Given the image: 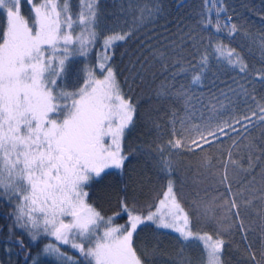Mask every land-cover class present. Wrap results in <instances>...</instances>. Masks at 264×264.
<instances>
[{"label": "snow or ice", "instance_id": "obj_1", "mask_svg": "<svg viewBox=\"0 0 264 264\" xmlns=\"http://www.w3.org/2000/svg\"><path fill=\"white\" fill-rule=\"evenodd\" d=\"M25 2L27 16L22 13ZM153 3L151 8L139 7L134 26H128L126 17L137 11L138 0H127V7L119 0L110 21L104 18L101 0H79L78 12L71 0H0V201H17L9 213V233L18 230L33 242L47 239L43 253L55 257L57 264H145L134 247V235L151 222L177 234L181 247L173 264H192L185 255L192 243L201 248V264H225L222 257L230 243L225 236L236 241L233 251L241 253L236 264H264V95L258 97L255 87L247 86L257 81L264 85V35L252 36L244 25L232 23V16L221 26L219 17L227 12L224 0H205L206 5H217L215 24L211 19L197 26L177 21L172 37L145 32L141 39L140 27L163 12L160 0ZM197 27H212L216 33L226 28L230 42L243 30L244 42L237 51L214 43L211 34L202 36ZM130 40L140 42L134 51L121 52L122 58L129 57L128 74L121 82L122 73L112 61L115 50ZM152 41L167 42L170 52ZM253 45L259 49V68L245 60V48L251 55ZM91 51L96 52V63L81 70L82 85L65 90L60 82L70 57H87ZM145 52L154 58L152 63ZM156 63L159 70L149 82ZM220 67L240 75L239 81L233 80L235 88L212 91ZM189 71L196 72L192 83L207 82V94L197 96L190 85L177 84V77ZM157 76L163 79L156 85V100L180 101L185 109L179 122L173 110L166 121L170 138L154 149V166L168 177L167 183L147 204L146 214L123 197L120 211L104 217L87 202L85 188L106 169L123 167L128 157L122 140L135 123L138 107L130 93L134 85L154 83ZM241 103L243 109L237 110ZM158 120L151 113L146 116L158 130L156 139L164 135ZM197 154L195 165H184L185 172L193 173L191 191L185 192L189 178L182 176L177 185L172 177L180 170V160L173 157ZM121 213L127 221L114 225ZM14 243L24 251L23 239ZM30 255L25 253L26 262Z\"/></svg>", "mask_w": 264, "mask_h": 264}, {"label": "trees", "instance_id": "obj_2", "mask_svg": "<svg viewBox=\"0 0 264 264\" xmlns=\"http://www.w3.org/2000/svg\"><path fill=\"white\" fill-rule=\"evenodd\" d=\"M71 4L78 9L75 0H72ZM145 4L150 8L154 7L153 0H138V4L136 5L137 11L126 17L128 26H134L132 25V21L139 15L138 8L143 7ZM160 4L163 12L155 18L153 23H148L140 27L137 35L141 39H143V33L145 32L148 35H158L167 32L168 36L172 37L173 33L176 32L177 21L182 26L184 24L197 26L208 19H211L213 24L217 20V5L215 3L206 5L205 0H160ZM224 5L227 8V12L221 13L219 17L221 26L224 25L227 16H232V23L244 25V29H247L252 36L258 38L264 35V0H224ZM100 6L105 20L110 21L112 19L110 14L117 11L119 0H117L116 4L113 3V0H101ZM124 6L127 7V0H125ZM75 7H73V10H75ZM22 11L25 15H29L30 9L26 2L22 4ZM124 19L125 17L121 16V20ZM3 24L4 17L0 16V29H2ZM153 28L155 32L149 31ZM227 30L225 28L221 33H216L212 27L204 31H200L197 27V31H200V34L206 38L211 34L214 37V43L222 42L228 47H235L237 51H240L238 44L244 42L242 40L243 30L241 31V35H237L235 41L232 42L225 35ZM160 39L162 40V37ZM139 42V40H130L126 45H122L115 50V57L112 64L118 72L122 73L119 76L121 82H123L125 75L128 74L126 66L129 61L127 55L123 58L121 57V52H124L125 48H127L128 52L134 51L137 49ZM165 43L167 42L160 43L158 41H152V44L156 48L168 53L170 50L165 48ZM253 49V53L249 55L247 48H245V60L251 67L259 68L262 66L259 61V49L255 48L254 45ZM144 55L149 57L150 63L153 62L154 58L149 52H145ZM95 63V51H91L87 59L79 56L71 57L68 62V72L60 82L61 87H64L67 91H73L80 87L83 83V73L81 70L86 64L92 65ZM159 67L160 64L156 63L155 67L149 72L147 81L151 82L152 72H157ZM194 75H196V72L193 71L181 73L177 77L176 82L178 85L181 83L186 86L190 85L194 95L199 96L201 93L207 94L209 91V88L206 86L207 82L202 81L199 85L192 83V77ZM162 79V76H157L154 83L133 86V92L130 94L133 102L138 105L137 114L134 125L126 132L122 140V151L128 158L121 169L111 168L105 170L99 178L93 179L88 187L85 188V191L89 193L87 202L101 212L104 217L113 216L114 213L120 211L119 201L123 197H127L130 204L134 202L137 206V211L143 208L146 214L147 204L154 201L157 193L162 192V186L167 183L168 177L162 176L159 173V169L154 166L155 161L158 159L154 154V149L160 144L166 143L170 138L166 121L170 119L173 110H175L177 121L179 122V119L185 115V109L180 101L168 100L159 102L156 100L155 88ZM240 79L241 77L236 71L226 67H220L216 88L212 89V91H219L220 89L226 90L229 86L235 88L236 85L233 83V80L239 81ZM247 86L249 90L255 87L258 97L264 95V85H261L258 81L248 83ZM123 87L125 91H128V85L124 84ZM232 99H235V96ZM243 107L244 105L241 103L237 110H242ZM249 107L251 108L252 105H249ZM149 113L153 117H159L157 122L162 125V130L164 131V135L160 139H156L158 130L146 122V116ZM191 122L196 123L197 121L192 120ZM177 126H179V123H177ZM227 143H230V141H227ZM150 152L153 154L150 155ZM209 154L212 155L213 153ZM173 158L180 160V170L172 178L177 181V185L179 186L181 177L186 175L189 178V184L185 185L184 191H191L190 178L193 173L191 171L185 172L184 165L188 163L195 165L199 154L179 158L174 156ZM224 158H226V153ZM213 163H215V160H213ZM220 171L222 172L223 169L221 168ZM10 212L9 203L0 201V264H33L34 258L37 264H57L55 257L43 253V246L48 241L47 239L38 238L37 241L33 242L27 235H23L18 230L14 229L12 234L9 233V226L13 222L9 218ZM126 221V214L121 213L120 217L114 218V225L124 224ZM203 230L212 231L211 229ZM17 238L24 240L25 248L23 252L14 243ZM224 239L229 240L230 243L224 251L222 258L225 264H236L241 254L233 251L237 246L236 241L229 236H225ZM134 240V247L144 259L145 264H173V261L176 259V253L181 247L177 241L176 233L169 230L157 229L152 223H145L139 226L138 231L134 235ZM153 248L156 250L155 254L145 255V252L151 253ZM25 253H31L27 257V262L25 261ZM185 255L191 257L192 264H201L202 252L198 243L190 244L185 249Z\"/></svg>", "mask_w": 264, "mask_h": 264}, {"label": "rangeland", "instance_id": "obj_3", "mask_svg": "<svg viewBox=\"0 0 264 264\" xmlns=\"http://www.w3.org/2000/svg\"><path fill=\"white\" fill-rule=\"evenodd\" d=\"M37 2L39 3L40 2V0H37ZM71 2H72V0H71ZM75 3H76V5H77V7H78V4H79V0H75ZM73 7H75V6H73ZM74 11H79V7H78V9H76V7H75V10ZM22 13L25 15V13L22 11ZM25 16H27V15H25ZM80 31V29L79 28H77L76 29V32L78 33ZM91 53V52H90ZM90 53H89V55H90ZM88 55V56H89ZM79 55H74V56H72V57H78ZM88 56L87 57H84V58H88ZM80 57V56H79ZM71 58V57H70ZM107 170V169H106ZM17 203V201H15V200H13L12 202H11V204H9V207H10V210H11V212L13 211V207H14V205ZM12 206V207H11ZM145 223H151V222H145ZM103 231H104V229H103V227L100 229V233L102 234L103 233ZM169 231H171V230H169ZM47 243H49V241H46L45 243H44V245L45 244H47ZM43 248H44V246H43ZM63 251H66V252H69V254H71V255H75V253H73V252H71L68 248H63L62 249Z\"/></svg>", "mask_w": 264, "mask_h": 264}]
</instances>
